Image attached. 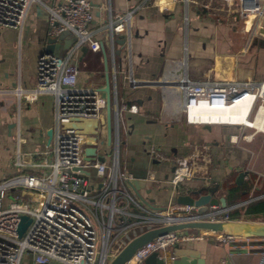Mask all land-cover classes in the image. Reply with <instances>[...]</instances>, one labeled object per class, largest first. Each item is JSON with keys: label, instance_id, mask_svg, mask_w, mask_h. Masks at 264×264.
I'll return each mask as SVG.
<instances>
[{"label": "built area", "instance_id": "2783aa9c", "mask_svg": "<svg viewBox=\"0 0 264 264\" xmlns=\"http://www.w3.org/2000/svg\"><path fill=\"white\" fill-rule=\"evenodd\" d=\"M40 2L46 10V34L67 30L73 36L63 54L40 52L35 61L34 82L31 86H0V93L11 92L17 98L32 100L39 93L52 97L51 136L44 149L32 151L43 154L32 160L31 152L19 146L17 118L13 120L15 146L11 156L14 166L38 165V172L17 170L0 176V264H20L24 253L30 255L29 264H106L117 250L133 235L147 228L186 221H219L237 219L228 211L253 197L248 196L233 203H206L201 210L193 202L169 200L164 206L151 207L142 202L130 188L131 174L119 158L122 122L121 109L136 110L134 102H120L117 96V69L114 64V36L126 30L129 39V22L136 6L123 11L111 8L105 1V19L92 25L90 0H56L47 4L40 0H0V26H11L19 31L32 2ZM186 5L188 0H182ZM199 7L221 10V5L211 1L191 0ZM225 19L236 16L249 20L246 45L264 26V0H224ZM233 13V14H230ZM218 16V15H217ZM218 17H215L217 19ZM103 32V38L98 31ZM107 46L106 62L110 66L109 94L111 108L110 151L100 149L98 124L104 125L105 102L100 85L89 77L76 83L75 52L84 44L88 50L100 49L103 40ZM128 43V42H127ZM237 79L189 78L184 71L174 79L180 98V108L188 123H221L220 118L190 113L189 107L203 102L209 107L223 109L226 105L245 97L248 93L261 97L259 83ZM130 87L140 83L130 72L125 75ZM69 116H95L96 153L83 158L85 133L61 124ZM249 114H247V117ZM229 119H233L230 115ZM203 119V120H202ZM212 120V121H211ZM223 124V123H221ZM231 124V123H227ZM244 125L243 123H232ZM105 135V125H104ZM249 138L250 134H243ZM49 153L47 159L44 154ZM103 156L102 159L96 157ZM194 154V153H193ZM177 158L165 178L170 190L185 178L197 175L194 155ZM89 165L90 170L82 169ZM82 168V169H81ZM201 179L210 185L208 176ZM29 216L21 235L16 234L19 214ZM208 232L219 240L233 237L230 232L184 227L160 233L136 247L124 264H139L151 251L183 241L199 240ZM260 264H264V259Z\"/></svg>", "mask_w": 264, "mask_h": 264}, {"label": "crops", "instance_id": "0c3cea01", "mask_svg": "<svg viewBox=\"0 0 264 264\" xmlns=\"http://www.w3.org/2000/svg\"><path fill=\"white\" fill-rule=\"evenodd\" d=\"M40 1L50 4L56 0ZM105 1L90 0L92 25L101 24L105 19ZM109 3L117 11L136 6L129 22L128 41L126 30H123L115 34L113 42L118 101L136 104L135 111H120L122 131L119 158L126 170L131 168L128 170L137 172L142 195L150 198L155 207L164 206L169 200L175 201V192L170 190L165 178L177 158L193 153L197 175L180 181L178 184L183 187L206 184L201 179L206 175L210 185L218 183V187L211 192L218 197L224 195L225 182L230 175L235 181L237 171L242 169L245 173L240 181L253 173L261 177L264 183V147L261 141H257V144L253 141L257 132L264 131L244 125L207 123L208 126H205V123L186 122L174 83L182 71L193 79L259 81L261 70L254 68L253 62L241 61L239 56L242 55V32L247 38L249 20L236 16L220 20L212 18L208 9L199 7L191 0L186 5L182 0H109ZM97 34L103 38L101 30ZM45 36L46 10L37 1L30 4L19 31L11 26H0V86L10 87L16 81L25 87L33 84L35 61L42 50ZM66 38L69 35L58 39V42ZM102 42L106 55L107 46L104 40ZM73 58L77 69L76 83H84L92 77L102 86L103 60L100 49L91 51L86 48L83 53L79 49ZM106 69L109 76L110 66L107 62ZM128 72L140 83L134 87L126 85L125 75ZM255 99L258 100L257 105H264V97ZM249 101L230 111L237 115L238 122H244L238 111L241 110L242 114L248 111ZM196 110L203 115L210 111L211 116L215 117L212 109L198 106ZM16 118L20 149L31 152L32 160L36 161L43 154L32 151L42 150L48 143L45 130L52 123L51 94L39 93L32 100H26L23 96L17 98L11 92L0 93V176L17 170L38 172L41 169L34 164L20 167L11 163L15 146L13 120ZM237 128L243 130L238 131ZM243 134H250V137L245 138ZM44 156L50 158L49 153ZM89 176L94 178L93 170H90ZM255 185L256 178L252 179L246 197L253 196L251 191ZM221 231L232 233L231 230ZM233 235L234 239L242 237ZM234 239L222 241L208 232L202 239L178 244L197 248L206 264L261 263L264 250L256 247L255 241L249 242L246 237L245 242L241 243ZM261 240L260 245L264 247V239ZM170 247L160 251V255L165 257V264H169ZM27 254L24 253L23 258Z\"/></svg>", "mask_w": 264, "mask_h": 264}, {"label": "water", "instance_id": "95a60500", "mask_svg": "<svg viewBox=\"0 0 264 264\" xmlns=\"http://www.w3.org/2000/svg\"><path fill=\"white\" fill-rule=\"evenodd\" d=\"M264 23V15H263ZM258 31L261 35L264 36V26H260ZM69 35V38L63 40V42H58V39ZM73 36L68 33L67 30H61L58 34H46L44 39V44L42 47V52H50L58 54V51L63 50L67 45L72 41ZM257 40L259 45L264 46V37H256L253 35L250 39V42H255ZM80 51L83 53L86 50L84 44L80 45ZM102 51V60H103V84L99 88L103 92L104 96V125H105V144L109 143L110 139V120H111V106H110V94H109V79L108 72L106 69V59L105 54L100 46ZM65 127H72L80 132L85 133L83 147V158H88L89 155L96 153V139L95 133L97 131V118L95 116H69L67 120L61 122ZM9 125H12V123ZM208 126L207 123L204 124ZM46 142L50 139L51 136V127L49 126L45 130ZM98 159H102L101 154H97ZM151 161H154L151 159ZM173 165L170 166V171L172 170ZM82 169V168H81ZM84 172H88L86 169H82ZM131 179L128 181V184L135 195L145 204L155 207L152 205L150 198L142 195L140 191V185L138 182V174L131 172ZM245 173V170H238L235 176V181L239 182ZM179 184L174 185V190L178 188ZM218 187V183L207 186L205 184H198L196 186H184L181 192L174 194V199L177 202H193L197 205L198 209L201 210L205 207L206 203H216L224 204V196L220 195L215 197L211 192ZM29 221V216L27 214L21 213L18 216V221L16 223V234L21 235L23 229L25 228L27 222ZM192 227V228H203L210 230H231L233 234L238 236H259L264 239V220H247V219H227L219 221H186L178 223H170L161 226H155L142 230L135 235L131 236L118 250L117 252L108 260L106 264H124V262L130 257L134 249L138 247L144 241L151 239L157 234L164 233L169 230H174L177 228ZM264 245V242H263ZM263 250V249H262ZM228 261L227 257L225 258ZM165 257L163 255H157L156 251H151L147 254L141 264H165ZM169 264H206L204 258L200 255V252L197 248L191 246H183L178 243H174L170 247V256L168 259ZM215 264V263H210Z\"/></svg>", "mask_w": 264, "mask_h": 264}, {"label": "rangeland", "instance_id": "374dc122", "mask_svg": "<svg viewBox=\"0 0 264 264\" xmlns=\"http://www.w3.org/2000/svg\"><path fill=\"white\" fill-rule=\"evenodd\" d=\"M199 1H206V0H199ZM209 1H211V3L214 5L218 4V5L222 6V9L220 11L219 10H213V13L210 12L212 18L218 17L217 19H219V20L225 19V17H224L225 5H222V1H224V0H209ZM242 35H243V40L241 41V45H240L242 55H239L240 60L241 61L246 60V61L253 62L254 68H256L257 70H261V76H260L259 81H262V80H264V46L259 45L257 40L255 42L249 41V43L246 45V41H245L246 35L244 36L243 32H242ZM256 37L258 38V37H264V36L261 34L260 35L257 34ZM64 50H65V48L63 50L58 51V54H60V55L63 54ZM261 97H264V93L262 94ZM257 104H258V100L256 101V99H255L252 106H251L249 116L252 115ZM245 120H246V122L248 121V119H245ZM241 126L243 127V125H241ZM237 129H238V131L243 130V128L242 129L237 128ZM97 138H99L101 144H103V148L101 150H103L106 155H109L110 145L105 144L104 125L102 124V127H101V123L98 124ZM253 141H256L255 142L256 144L259 143L257 141H261L262 144L261 143L260 144L262 145V147H264V133L257 132L254 135ZM85 169L91 170L89 165H87L85 167ZM127 169H131V168H127ZM245 238L246 237L242 236L241 238L239 237V238L234 239V235H233V239L235 241H239L241 243L245 242ZM247 238H248L249 242L255 241V243H257L256 247L262 248L264 250V247L260 245V242L262 241L261 237H259V236H253V237L248 236ZM262 245H263V243H262ZM26 253H28V252H26ZM29 260H30V255L28 253L27 256L24 257L23 260H21L20 264H29Z\"/></svg>", "mask_w": 264, "mask_h": 264}, {"label": "trees", "instance_id": "16d2710c", "mask_svg": "<svg viewBox=\"0 0 264 264\" xmlns=\"http://www.w3.org/2000/svg\"><path fill=\"white\" fill-rule=\"evenodd\" d=\"M256 178L257 186L252 188L251 195H257L264 192V183L262 178L255 176L253 173L248 174V178L240 182H235L230 175L228 181L224 186V200L226 203H233L247 196L251 187L252 179ZM182 185H179L175 193L181 192ZM228 215L234 218H241L247 220H262L264 217V193L257 195L252 199L231 208Z\"/></svg>", "mask_w": 264, "mask_h": 264}, {"label": "bare ground", "instance_id": "6f19581e", "mask_svg": "<svg viewBox=\"0 0 264 264\" xmlns=\"http://www.w3.org/2000/svg\"><path fill=\"white\" fill-rule=\"evenodd\" d=\"M259 90H260V95H262L264 93V81H261L259 83ZM247 100H250L249 101L250 105H249L248 111H246L244 114H242L241 110H239L238 112H239L240 117H242V120H244V122H245V118L248 119V121L245 122V123L244 122H238L237 121L238 120L237 119V115L231 114L230 111L232 109H234L235 107H237V106H241L243 104L242 102H245ZM252 104H253V96L250 93H248L245 97L237 99L235 102L226 105L225 108H223V109H216L214 107H209L208 105L204 104L203 102H199L198 104L190 106L188 109H189L190 113H196V114L201 115L202 113H199L196 110V108L198 106L206 107L208 109H212L211 111H213L215 113V117L220 118L219 120L223 124H227V123H231V124L232 123H243V124H246V126H250L254 130L264 131V123H263V120H264V105H260V104L257 105L256 107H258V108L255 107L256 110L253 111L251 116L247 117V114H249ZM229 113H230V115L232 116L233 119H229L228 118L230 116ZM201 116H204V115L202 114ZM205 116H210L212 118V120L214 118V117L211 116L210 111H209V113H206Z\"/></svg>", "mask_w": 264, "mask_h": 264}]
</instances>
